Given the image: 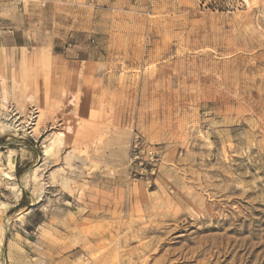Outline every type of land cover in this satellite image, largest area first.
I'll use <instances>...</instances> for the list:
<instances>
[{
	"label": "rangeland",
	"instance_id": "374dc122",
	"mask_svg": "<svg viewBox=\"0 0 264 264\" xmlns=\"http://www.w3.org/2000/svg\"><path fill=\"white\" fill-rule=\"evenodd\" d=\"M0 45V264L264 242V0H0Z\"/></svg>",
	"mask_w": 264,
	"mask_h": 264
},
{
	"label": "bare ground",
	"instance_id": "6f19581e",
	"mask_svg": "<svg viewBox=\"0 0 264 264\" xmlns=\"http://www.w3.org/2000/svg\"><path fill=\"white\" fill-rule=\"evenodd\" d=\"M61 144V138L59 136H55L52 141H50L48 146L52 150L57 151ZM237 220H239V218H237ZM234 230L236 229L233 228L232 231ZM241 230L238 231L243 234ZM232 238L227 237L226 231L222 236L214 237L213 239L211 238V242H209L210 238H205V242H201L200 244V254L208 256L205 260V264H210V261L212 260H215L214 264H222L232 253L231 262L228 264H249L252 260V264L264 263V242L259 241L260 238H263V236L257 238L256 235L249 233L247 237H241V239ZM255 239H258V242H251ZM224 240L226 242H224ZM207 247H209V249L202 252V250ZM213 248H216L217 250L212 251ZM257 249L260 251L255 252Z\"/></svg>",
	"mask_w": 264,
	"mask_h": 264
},
{
	"label": "crops",
	"instance_id": "0c3cea01",
	"mask_svg": "<svg viewBox=\"0 0 264 264\" xmlns=\"http://www.w3.org/2000/svg\"><path fill=\"white\" fill-rule=\"evenodd\" d=\"M0 49H1V45H0ZM1 53V52H0Z\"/></svg>",
	"mask_w": 264,
	"mask_h": 264
}]
</instances>
